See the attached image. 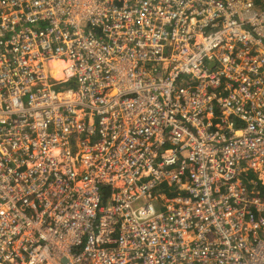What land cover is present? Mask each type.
Instances as JSON below:
<instances>
[{
    "label": "built area",
    "instance_id": "1",
    "mask_svg": "<svg viewBox=\"0 0 264 264\" xmlns=\"http://www.w3.org/2000/svg\"><path fill=\"white\" fill-rule=\"evenodd\" d=\"M0 264H264V0H0Z\"/></svg>",
    "mask_w": 264,
    "mask_h": 264
},
{
    "label": "bare ground",
    "instance_id": "2",
    "mask_svg": "<svg viewBox=\"0 0 264 264\" xmlns=\"http://www.w3.org/2000/svg\"><path fill=\"white\" fill-rule=\"evenodd\" d=\"M55 65H56V68L54 70L53 75H54V78H57L58 79V78H61L62 77V71H61L62 65L59 62H56Z\"/></svg>",
    "mask_w": 264,
    "mask_h": 264
},
{
    "label": "trees",
    "instance_id": "3",
    "mask_svg": "<svg viewBox=\"0 0 264 264\" xmlns=\"http://www.w3.org/2000/svg\"><path fill=\"white\" fill-rule=\"evenodd\" d=\"M61 88H62V87L59 88V91H61V90H60Z\"/></svg>",
    "mask_w": 264,
    "mask_h": 264
},
{
    "label": "clouds",
    "instance_id": "4",
    "mask_svg": "<svg viewBox=\"0 0 264 264\" xmlns=\"http://www.w3.org/2000/svg\"><path fill=\"white\" fill-rule=\"evenodd\" d=\"M257 1H260V0H257Z\"/></svg>",
    "mask_w": 264,
    "mask_h": 264
},
{
    "label": "rangeland",
    "instance_id": "5",
    "mask_svg": "<svg viewBox=\"0 0 264 264\" xmlns=\"http://www.w3.org/2000/svg\"><path fill=\"white\" fill-rule=\"evenodd\" d=\"M50 70V69H49Z\"/></svg>",
    "mask_w": 264,
    "mask_h": 264
}]
</instances>
